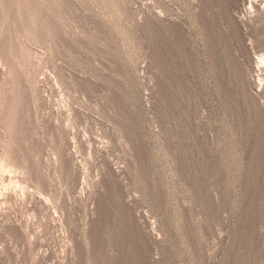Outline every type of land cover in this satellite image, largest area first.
<instances>
[{
	"label": "rangeland",
	"instance_id": "rangeland-1",
	"mask_svg": "<svg viewBox=\"0 0 264 264\" xmlns=\"http://www.w3.org/2000/svg\"><path fill=\"white\" fill-rule=\"evenodd\" d=\"M250 1L0 0V164L56 215L0 206V264H264V61L229 18L264 55Z\"/></svg>",
	"mask_w": 264,
	"mask_h": 264
},
{
	"label": "bare ground",
	"instance_id": "bare-ground-1",
	"mask_svg": "<svg viewBox=\"0 0 264 264\" xmlns=\"http://www.w3.org/2000/svg\"><path fill=\"white\" fill-rule=\"evenodd\" d=\"M148 1V0H147ZM241 1L242 0H235L236 4L237 5H240L241 4ZM69 2V1H68ZM71 2V1H70ZM251 3V6H254L256 8H261V4H262V0H251L250 1ZM208 3V2H207ZM264 3V2H263ZM211 6V5H210ZM264 7V6H263ZM254 9V8H253ZM229 11V10H228ZM213 12V11H212ZM164 14V13H163ZM166 14V13H165ZM230 14V12L228 13ZM215 16V15H214ZM229 16V15H228ZM229 18L231 19V29H232V32L238 42V44L240 45V50L243 52V54L246 56V58L248 59L249 63L251 64V66L255 67L257 64H260L264 61V55L263 54H260L258 55L256 52H254L253 50H251L250 46L247 44L246 42V39L244 37V33H243V29H242V24L240 23V21L234 16V15H231L229 16ZM159 19V18H158ZM175 21V20H174ZM162 23V22H161ZM176 25V24H175ZM219 25V24H218ZM222 26V25H221ZM204 27V26H203ZM220 27V25H219ZM220 36L222 37H226L225 36V33H224V30L220 27ZM208 35V34H207ZM221 37V38H222ZM209 39V38H208ZM229 40V39H228ZM3 43V42H2ZM6 43V42H5ZM214 49V48H213ZM232 50V49H231ZM4 53V52H3ZM214 53V52H213ZM259 53V52H258ZM35 55V54H34ZM39 58V57H38ZM230 59L232 60H235V56H234V53H230ZM5 60V59H4ZM2 61V60H1ZM238 65V64H237ZM237 67V66H236ZM239 73V72H238ZM19 76V75H18ZM28 84V83H27ZM24 87V86H23ZM3 90V89H2ZM40 90V89H39ZM22 93V92H21ZM24 95V94H23ZM9 97V96H8ZM24 97V96H23ZM26 99V98H25ZM51 100V99H50ZM42 102V101H41ZM257 103V102H256ZM1 108V107H0ZM25 108V107H24ZM3 110V109H2ZM26 110V109H25ZM38 114V113H37ZM60 114V113H59ZM5 116V115H4ZM36 116V115H35ZM47 116V115H46ZM62 116V115H61ZM2 117V116H1ZM59 120V119H58ZM62 121V120H61ZM59 122V121H58ZM19 124V123H18ZM57 127V126H56ZM16 128V127H15ZM31 128V127H30ZM60 128V127H59ZM4 130V129H3ZM71 132V131H70ZM70 132L67 131V136H70ZM66 137V136H65ZM70 138V137H69ZM5 141V140H4ZM59 143V142H58ZM11 144V143H10ZM99 144V143H98ZM71 141L68 139V142H67V149L70 150V147H71ZM13 146V145H12ZM59 146V145H58ZM2 147V146H1ZM104 148V147H103ZM23 149V148H22ZM66 149V150H67ZM13 150V149H12ZM67 150V157L68 158H65L66 159V163L68 166H71L75 164L74 162V158H73V153H71L72 151H68ZM18 151V150H17ZM19 153V152H18ZM3 154V153H2ZM21 155V154H20ZM30 156V155H29ZM100 156V155H99ZM2 157V156H1ZM18 159V158H17ZM9 160V159H8ZM30 160H31V157H30ZM16 161V159H15ZM33 162V161H32ZM30 163V162H29ZM77 164V163H76ZM76 168H77V180H76V186L77 187H80L82 186V180H81V177L84 173V170H83V167H81L80 165H76ZM84 164V163H83ZM9 165L8 163L6 164V166ZM85 165V164H84ZM4 164H0V206H4L6 205L7 203H14L16 205L18 204H23V203H26L25 201L26 200H29L28 203H30V206H33L35 209L39 210V211H45L46 214L48 215H52L54 213L53 211V208L52 207L53 205H51L50 203V197H48L47 195H45L43 192L41 191H35L34 189H32V187H29L26 186V185H23L21 184V186L19 185L20 184V181L22 182V178L24 175H23V172L20 173V171L17 173L19 174L17 177H14L12 176L13 175V171H11L10 169L8 170L7 167H6ZM45 166V165H44ZM20 168V167H19ZM12 169V168H11ZM106 170V169H105ZM9 171V174L7 173ZM10 171L13 172L11 173L12 175H10ZM16 171V170H15ZM16 174V173H14ZM86 174V173H84ZM123 174V173H122ZM58 175V174H57ZM65 175V174H64ZM21 178V180L19 178ZM25 178V177H23ZM7 180H9L7 182ZM26 181V180H25ZM87 181V180H86ZM98 181V180H97ZM46 184V183H45ZM23 185V186H22ZM35 188V187H34ZM76 188V187H75ZM83 188V187H81ZM80 188V189H81ZM48 189V187H47ZM83 192V191H82ZM93 192V191H92ZM80 196V195H79ZM78 196V197H79ZM21 204V205H22ZM61 204V203H60ZM27 205V204H26ZM93 205V204H92ZM65 207V206H64ZM127 207V206H126ZM8 208V207H7ZM11 208V207H10ZM2 209V208H1ZM0 209V210H1ZM16 209V208H15ZM70 209V207H69ZM128 209V208H127ZM3 210V209H2ZM8 210V209H7ZM72 210V209H71ZM22 212V211H21ZM34 212V211H33ZM57 212V211H55ZM72 212V211H71ZM75 212V211H74ZM15 214V213H14ZM1 215V214H0ZM9 215V214H8ZM45 215V214H44ZM135 215V214H134ZM22 216V215H21ZM32 216V215H31ZM53 216H56V215H52ZM66 216V215H65ZM136 216V215H135ZM15 217V216H14ZM34 217V216H33ZM92 217V216H91ZM32 218V217H31ZM56 218V217H55ZM54 218V221L56 222ZM59 218V217H58ZM57 218V219H58ZM134 218V217H133ZM8 219V218H7ZM25 219V218H24ZM63 219V218H62ZM68 219V218H67ZM141 219V218H140ZM20 220V219H19ZM29 219L27 218V220L25 221H21V223H14L13 227H14V232H17L20 234V236H22V225L24 226H30V221H28ZM36 220V219H35ZM69 220V219H68ZM7 221V220H6ZM53 221V222H54ZM11 222V221H10ZM13 222V221H12ZM62 222V221H61ZM68 222V221H67ZM8 223V222H7ZM58 223V222H57ZM2 224V223H1ZM35 224V223H34ZM65 224V223H64ZM7 225V224H6ZM3 224L1 225V228H2ZM9 226V225H8ZM40 226V225H39ZM35 227H36V224H35ZM97 228V227H96ZM154 228V227H153ZM4 229V228H3ZM29 229V228H28ZM74 229V228H73ZM37 231V230H36ZM32 233V232H31ZM69 233V232H68ZM74 233V232H73ZM5 234V233H4ZM24 234V233H23ZM76 234V233H75ZM34 236V235H33ZM95 236V235H94ZM78 237V236H77ZM97 237V236H96ZM15 238V237H14ZM35 238V237H34ZM3 239V237H2ZM97 239V238H96ZM15 240V239H13ZM22 240V239H21ZM98 240V239H97ZM4 241V240H3ZM6 241V240H5ZM39 242V241H38ZM97 241H95L96 243ZM61 243V242H60ZM1 244V243H0ZM3 244V243H2ZM17 245V244H16ZM24 245V244H23ZM6 246V245H5ZM80 246V245H79ZM2 247V246H1ZM0 247V248H1ZM29 247V246H28ZM15 248V247H14ZM67 248V247H66ZM79 248V247H78ZM3 249V248H2ZM49 249V248H48ZM28 253V252H27ZM4 255V254H3ZM14 256V255H13ZM3 259V258H2ZM23 259V258H22ZM39 259V258H38Z\"/></svg>",
	"mask_w": 264,
	"mask_h": 264
}]
</instances>
